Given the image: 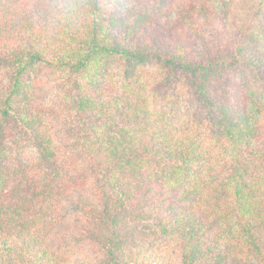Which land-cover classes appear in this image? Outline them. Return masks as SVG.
Segmentation results:
<instances>
[{"label":"trees","instance_id":"obj_1","mask_svg":"<svg viewBox=\"0 0 264 264\" xmlns=\"http://www.w3.org/2000/svg\"><path fill=\"white\" fill-rule=\"evenodd\" d=\"M0 264H264V0H0Z\"/></svg>","mask_w":264,"mask_h":264}]
</instances>
